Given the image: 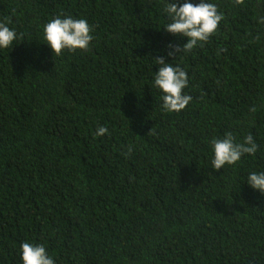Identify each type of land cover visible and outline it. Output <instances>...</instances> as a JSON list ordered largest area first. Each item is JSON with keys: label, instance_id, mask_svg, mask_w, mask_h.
Wrapping results in <instances>:
<instances>
[{"label": "trees", "instance_id": "1", "mask_svg": "<svg viewBox=\"0 0 264 264\" xmlns=\"http://www.w3.org/2000/svg\"><path fill=\"white\" fill-rule=\"evenodd\" d=\"M165 2L0 0L17 33L0 49V264L26 242L54 264H264V195L247 184L264 172V0H206L216 33L173 57L186 38L164 29ZM57 15L93 27L87 51L52 54ZM158 57L188 75L179 113L161 109ZM229 131L258 151L214 170Z\"/></svg>", "mask_w": 264, "mask_h": 264}, {"label": "clouds", "instance_id": "2", "mask_svg": "<svg viewBox=\"0 0 264 264\" xmlns=\"http://www.w3.org/2000/svg\"><path fill=\"white\" fill-rule=\"evenodd\" d=\"M244 0H235V4H242ZM168 23L164 29L173 35L186 38L182 46H172V51L167 55L189 53L197 46L202 47L213 36L223 19V14L218 12L215 4L200 0L193 4L185 2L177 4L166 2L163 5ZM44 40L52 50V54L60 56L64 50L74 52L76 50L87 51L90 42L94 39L93 27L86 19H75L72 16L63 17L57 15L43 26ZM17 39L15 30L10 29L5 23H0V49L12 48L13 41ZM177 57V56H176ZM159 65L158 71L153 76V87L162 92L161 109L164 112L179 113L190 103L192 97L184 93L188 86V75L184 69L173 64L166 63L163 57L154 59ZM255 112L256 108L250 109ZM107 128L99 127L95 135L100 136L107 132ZM213 159L211 161L214 170H221L225 165H234L245 154L254 155L258 151V144L251 134L246 135L242 142H237L232 132H225L222 138L211 140ZM131 147L128 153H131ZM247 184L264 195V172H251L247 176ZM22 264H54V260L48 255L44 245L23 243L20 246Z\"/></svg>", "mask_w": 264, "mask_h": 264}]
</instances>
